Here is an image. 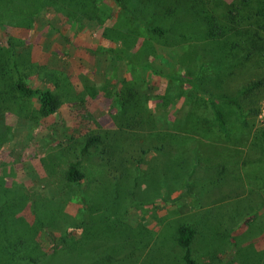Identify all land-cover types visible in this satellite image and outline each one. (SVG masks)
Masks as SVG:
<instances>
[{
  "label": "rangeland",
  "instance_id": "obj_1",
  "mask_svg": "<svg viewBox=\"0 0 264 264\" xmlns=\"http://www.w3.org/2000/svg\"><path fill=\"white\" fill-rule=\"evenodd\" d=\"M196 1L0 0V264H185L181 226L197 264H264V51L201 7L264 3Z\"/></svg>",
  "mask_w": 264,
  "mask_h": 264
},
{
  "label": "trees",
  "instance_id": "obj_2",
  "mask_svg": "<svg viewBox=\"0 0 264 264\" xmlns=\"http://www.w3.org/2000/svg\"><path fill=\"white\" fill-rule=\"evenodd\" d=\"M195 3H198L196 0H193ZM262 1L264 3V0H260V4L262 5ZM66 2L69 4L70 7H75V0H66ZM186 8L187 5L185 4ZM207 6V7H205ZM202 9L208 12H210V21H209V27H210V33L218 32L221 35L222 33V22L220 18V14L217 13L218 10H221L223 12L224 22L232 23L234 22L237 26H240V28H233V37L228 40L229 49L234 50L237 48L251 49L248 54H252L253 52L257 54H261L262 51H264V28L256 19V15L252 12V10L248 9L243 2L237 3L236 1L233 2L232 7L228 8L227 6H224L223 8H220V6L217 7H209L208 2H203ZM206 8V9H205ZM155 33H162V31L159 28L152 27L151 28ZM246 43V44H245ZM180 80V79H179ZM192 84V87L194 90H199L193 82H190ZM257 83H260V81H252L246 88L244 95L246 97H249L248 100L246 99L245 105L250 104L252 91ZM34 94L36 96L37 105L41 113L45 115H51L57 112L59 107V99L55 94H53L49 90H35ZM225 99L236 106L238 108V103L234 100V98L225 97ZM215 106V104L213 103ZM215 109V108H214ZM240 109V107H239ZM251 111V110H249ZM217 116V124L222 128L223 122L218 115V112L216 111ZM100 142V138L98 136H89L86 140V147H89L91 145H94L96 143ZM264 154V153H263ZM66 179L68 182L73 184H79L83 179V174L79 171L75 163H71L67 169L66 172ZM195 230L191 226H181L178 231V238L177 241L179 245L184 249V255L183 260L185 264H197L196 261L193 259L190 251V245L191 241L194 237ZM13 261L16 259H23V260H29L31 259L29 256H22V257H11Z\"/></svg>",
  "mask_w": 264,
  "mask_h": 264
}]
</instances>
